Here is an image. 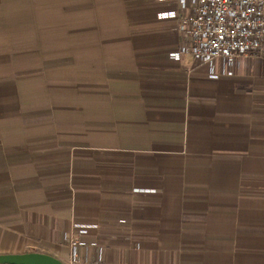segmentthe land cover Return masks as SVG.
<instances>
[{
  "label": "crops",
  "instance_id": "0c3cea01",
  "mask_svg": "<svg viewBox=\"0 0 264 264\" xmlns=\"http://www.w3.org/2000/svg\"><path fill=\"white\" fill-rule=\"evenodd\" d=\"M170 10L0 0V255L264 264V56L176 61Z\"/></svg>",
  "mask_w": 264,
  "mask_h": 264
},
{
  "label": "built area",
  "instance_id": "2783aa9c",
  "mask_svg": "<svg viewBox=\"0 0 264 264\" xmlns=\"http://www.w3.org/2000/svg\"><path fill=\"white\" fill-rule=\"evenodd\" d=\"M159 1L171 7L160 17L179 24L181 43L171 55L174 60L192 56L213 64L224 58L231 71L239 58L264 56V0ZM97 229V225L74 224L68 237L73 253L65 264H106L98 242L80 240Z\"/></svg>",
  "mask_w": 264,
  "mask_h": 264
},
{
  "label": "water",
  "instance_id": "95a60500",
  "mask_svg": "<svg viewBox=\"0 0 264 264\" xmlns=\"http://www.w3.org/2000/svg\"><path fill=\"white\" fill-rule=\"evenodd\" d=\"M0 264H65L63 261L40 253L0 255Z\"/></svg>",
  "mask_w": 264,
  "mask_h": 264
}]
</instances>
